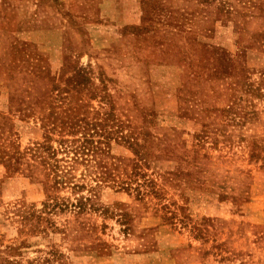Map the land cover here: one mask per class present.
I'll list each match as a JSON object with an SVG mask.
<instances>
[{
  "label": "rangeland",
  "instance_id": "374dc122",
  "mask_svg": "<svg viewBox=\"0 0 264 264\" xmlns=\"http://www.w3.org/2000/svg\"><path fill=\"white\" fill-rule=\"evenodd\" d=\"M0 264H264V0H0Z\"/></svg>",
  "mask_w": 264,
  "mask_h": 264
},
{
  "label": "trees",
  "instance_id": "16d2710c",
  "mask_svg": "<svg viewBox=\"0 0 264 264\" xmlns=\"http://www.w3.org/2000/svg\"><path fill=\"white\" fill-rule=\"evenodd\" d=\"M87 79L88 77L84 76L83 73L78 72L72 80L75 86H79L82 82H84Z\"/></svg>",
  "mask_w": 264,
  "mask_h": 264
}]
</instances>
